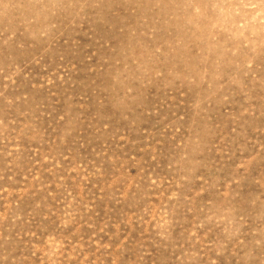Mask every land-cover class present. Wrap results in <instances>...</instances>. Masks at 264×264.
Listing matches in <instances>:
<instances>
[{
    "label": "rangeland",
    "instance_id": "374dc122",
    "mask_svg": "<svg viewBox=\"0 0 264 264\" xmlns=\"http://www.w3.org/2000/svg\"><path fill=\"white\" fill-rule=\"evenodd\" d=\"M0 264H264V0H0Z\"/></svg>",
    "mask_w": 264,
    "mask_h": 264
}]
</instances>
